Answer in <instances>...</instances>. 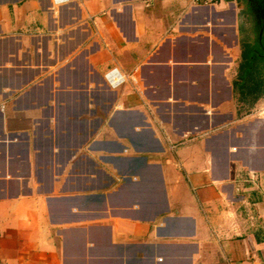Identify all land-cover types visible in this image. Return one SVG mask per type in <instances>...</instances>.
I'll return each mask as SVG.
<instances>
[{
    "label": "crops",
    "instance_id": "1",
    "mask_svg": "<svg viewBox=\"0 0 264 264\" xmlns=\"http://www.w3.org/2000/svg\"><path fill=\"white\" fill-rule=\"evenodd\" d=\"M242 12L0 0V264H264Z\"/></svg>",
    "mask_w": 264,
    "mask_h": 264
},
{
    "label": "flooded vegetation",
    "instance_id": "2",
    "mask_svg": "<svg viewBox=\"0 0 264 264\" xmlns=\"http://www.w3.org/2000/svg\"><path fill=\"white\" fill-rule=\"evenodd\" d=\"M243 11V21L245 25V35L242 41V55L249 45L254 53L260 57L257 67L260 75H264V0H237ZM250 43V44H247ZM243 59V57H242ZM245 69L250 67L244 60Z\"/></svg>",
    "mask_w": 264,
    "mask_h": 264
},
{
    "label": "built area",
    "instance_id": "3",
    "mask_svg": "<svg viewBox=\"0 0 264 264\" xmlns=\"http://www.w3.org/2000/svg\"><path fill=\"white\" fill-rule=\"evenodd\" d=\"M69 1L70 0H53V3L58 6V5L65 4ZM156 1L158 0H145L147 5H152ZM221 1L222 0H191V3L192 4L217 5V4H220ZM105 79L107 83L109 84V86H111L112 88H118L122 86L123 84H125L129 78L127 77V75L123 74L118 69V67H114L112 69H109L105 73ZM133 80L135 81L136 79L133 77ZM187 138L190 139V136L189 135L183 136V139L180 142L173 143L171 147L175 148L180 143H183L184 141H186Z\"/></svg>",
    "mask_w": 264,
    "mask_h": 264
},
{
    "label": "trees",
    "instance_id": "4",
    "mask_svg": "<svg viewBox=\"0 0 264 264\" xmlns=\"http://www.w3.org/2000/svg\"><path fill=\"white\" fill-rule=\"evenodd\" d=\"M247 44H250V43H247ZM247 61L248 62V65L250 66L248 68V70L245 69V66L247 64H244L243 63V66H244V70L245 72L247 73V75H244L243 77H245V79L251 74V75H259L260 76V80H261V83H256L255 86L257 87V85L259 84V86L261 85L262 88L261 89V92L264 91V75H260V71H258L255 67H257L258 65V62L260 61V57L254 53L253 49L249 47V45H247V48L245 49V52L243 54V62ZM259 68V67H257ZM255 87V88H256ZM259 88V87H257Z\"/></svg>",
    "mask_w": 264,
    "mask_h": 264
}]
</instances>
